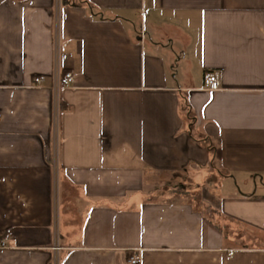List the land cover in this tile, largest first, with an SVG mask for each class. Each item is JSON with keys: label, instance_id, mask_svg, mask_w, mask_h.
<instances>
[{"label": "crops", "instance_id": "crops-1", "mask_svg": "<svg viewBox=\"0 0 264 264\" xmlns=\"http://www.w3.org/2000/svg\"><path fill=\"white\" fill-rule=\"evenodd\" d=\"M0 115V264H264V0H0Z\"/></svg>", "mask_w": 264, "mask_h": 264}, {"label": "built area", "instance_id": "built-area-1", "mask_svg": "<svg viewBox=\"0 0 264 264\" xmlns=\"http://www.w3.org/2000/svg\"><path fill=\"white\" fill-rule=\"evenodd\" d=\"M44 80V76H39L34 79L35 85H40ZM74 81V74L66 72L64 74L58 73L55 76V87L59 89L61 86H69ZM221 83L218 74L215 72H207L204 76V88L208 91H216L220 89ZM1 116V115H0ZM233 252H230L232 255ZM142 258L139 255H134L130 258L129 264H141Z\"/></svg>", "mask_w": 264, "mask_h": 264}, {"label": "trees", "instance_id": "trees-1", "mask_svg": "<svg viewBox=\"0 0 264 264\" xmlns=\"http://www.w3.org/2000/svg\"><path fill=\"white\" fill-rule=\"evenodd\" d=\"M185 106H188L186 103ZM201 142L205 143L206 148L211 152L212 158V167L219 171L222 175H225L222 163H221V147L217 142H212L209 137H205L204 139L200 140Z\"/></svg>", "mask_w": 264, "mask_h": 264}]
</instances>
